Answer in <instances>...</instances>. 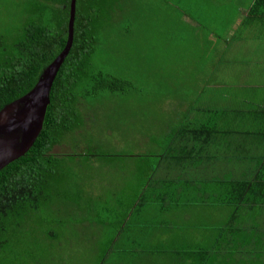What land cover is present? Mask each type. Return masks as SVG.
I'll list each match as a JSON object with an SVG mask.
<instances>
[{
	"label": "rangeland",
	"instance_id": "1",
	"mask_svg": "<svg viewBox=\"0 0 264 264\" xmlns=\"http://www.w3.org/2000/svg\"><path fill=\"white\" fill-rule=\"evenodd\" d=\"M32 1L0 0V31L19 26ZM210 4V0L200 1V11L191 15L195 24L179 10L180 6L198 9L195 0H120L118 18L105 19L100 29L84 82L93 84L95 74L103 72L129 83L123 90L106 88L98 98L88 97L91 100L83 103L82 128L52 149L57 155L66 154L59 161L54 190L47 192L48 199L41 200L39 208L28 209L23 221L19 216L10 225L0 264H100L124 208L128 211L138 200L137 210L124 215L128 216L126 235L143 224L139 214L150 216L153 207L174 208L175 199L166 196L164 187L176 186L173 177L183 178L185 169L179 156L176 159L177 142L160 133L164 128L175 133L173 125L200 123L206 106L200 99L213 95L200 93V82L214 81L210 70L218 69V58L234 46L225 39V34L235 33L236 25L229 22L234 13L229 9L220 13ZM53 15L47 9L44 20ZM259 24L250 23V34L259 32ZM135 132L151 139L135 147ZM137 151L145 154H134L130 161L117 156ZM137 157L139 170L134 167ZM176 192L180 197L179 188ZM127 201L132 203L125 205ZM158 217L169 219L168 212L156 213L152 219L157 225ZM241 220L238 215L236 224ZM233 225L221 223L217 229ZM240 235L235 236L236 242ZM152 244L155 248L149 257L155 264L168 262L166 241L157 237ZM118 250L119 246L113 248L109 262L117 264Z\"/></svg>",
	"mask_w": 264,
	"mask_h": 264
},
{
	"label": "crops",
	"instance_id": "2",
	"mask_svg": "<svg viewBox=\"0 0 264 264\" xmlns=\"http://www.w3.org/2000/svg\"><path fill=\"white\" fill-rule=\"evenodd\" d=\"M195 1L198 9H182L180 6L179 10L196 24L191 15L200 11L201 0ZM210 1L212 9L220 13L229 9L234 13L229 22L236 25V30L232 35L225 34V39L232 41L234 46L218 58L219 68L210 70L216 76L213 77L214 81L200 82V93H213L209 94V98L200 99V103H208L210 98L219 99L221 108L228 111L240 106L236 109V118L228 120V126L221 130L217 129L214 133L195 132V136L188 134L185 138L177 133L178 151L183 147L186 149L181 166L185 169L184 179L173 190L170 186L164 187L166 196L175 199L174 208L167 210L163 206L153 207L150 216L139 214L142 225L139 224L127 235L124 234L126 228L118 229L113 235L122 246H129L131 250L135 248L142 254L139 262L132 259L129 264H155L156 260L149 257V252L154 251L152 242L157 237L166 241L164 253L170 254L167 256L168 262L162 264H176L179 260L174 261L172 254L177 258L181 254L188 257V261L181 264H238L241 260H245L246 264H264V0ZM252 22L260 23L259 32L256 30V33L250 34ZM246 27L249 34L246 33ZM218 91L226 93L219 98L215 93ZM240 113L244 114L243 119H238ZM221 121L225 120L214 119L212 122L221 127ZM181 125L171 126L176 129ZM160 134L172 140L174 133L164 128ZM132 135L138 143L135 147L142 146L144 142L141 141L151 139L136 132ZM154 136L157 138V135ZM155 140L154 144L158 146ZM139 153L145 154L137 151L130 157L125 153L117 156L130 161L134 154ZM134 167L139 170L138 157ZM135 179L137 183L138 175ZM246 181H252L253 186L245 194V189L241 188L246 186ZM225 185L228 189L224 190ZM177 188L180 197L177 196ZM243 196L245 198L241 200ZM122 201L124 203L123 199H118L119 203ZM135 201V204L138 203L137 199ZM131 203L127 201L125 205ZM235 205L239 208L234 209ZM126 211L124 208L119 214V223ZM163 212H168L169 219L167 221L158 217L157 225V220L152 218L156 213L160 216ZM238 215H241L242 220L236 224ZM181 221L185 223L184 226H181ZM232 222L235 225L217 229L221 223L226 225ZM240 227H243L241 235ZM236 235H240L237 242ZM133 258L138 256L135 254Z\"/></svg>",
	"mask_w": 264,
	"mask_h": 264
},
{
	"label": "trees",
	"instance_id": "3",
	"mask_svg": "<svg viewBox=\"0 0 264 264\" xmlns=\"http://www.w3.org/2000/svg\"><path fill=\"white\" fill-rule=\"evenodd\" d=\"M119 2L120 0H77L73 46L54 80L50 95L51 102L47 109L43 129L24 156L0 170V256L8 242L7 235L10 225L19 216L23 221L28 209L39 208L41 200L48 199L47 192L54 190L55 179L60 173L59 161L63 156L52 153V149L57 145H62L72 132L82 128L83 103H88L87 100L90 101V97L98 98L101 91L106 88L112 91L123 90L129 83L103 72L95 74L93 84L84 82V79L89 77L88 73L99 40L100 29L104 28L105 19L115 21L118 18L116 5ZM56 5L59 6L58 10H54ZM28 7L24 12V20L19 26L0 31V110L34 87L44 69L64 49L68 39L71 0H33ZM47 9L56 15H53L50 21L44 20ZM215 93L221 98L226 92ZM218 102L219 99L210 98L208 103H204L206 106L202 119L196 126L182 123L181 127L174 128L172 141L178 142L173 137L177 136V133H181L180 136L185 138L188 134L195 136V132L214 133L217 129L221 130L228 126L226 123L236 118L235 112L240 105L228 111L225 108L222 109L220 106L222 103ZM242 114L240 113L241 116H238V119H243L244 114ZM81 117L82 120H80ZM214 119L225 120L221 121L223 126L214 124L212 122ZM185 151H178L176 159L179 156L184 162ZM126 156L129 157L131 154ZM189 174L187 171V176ZM173 178L177 183L184 179V177L180 178V175L178 178ZM177 183L176 186L171 187L172 190L177 187ZM245 185L241 189H245L246 194L253 186V182L246 181ZM244 198L243 196L241 200ZM137 207L138 203L134 204L126 215L137 210ZM127 219L128 216L124 217L116 229H125ZM181 223V226H184L185 223L183 221ZM113 235L112 242L109 241L110 247L102 255L100 264H114L113 261H108V257L115 246H119L118 251L120 252L119 256L116 255L118 256L117 264H122L119 261L132 259L139 262L142 254L135 248L131 250L129 246H122L119 241H115ZM127 248L130 251H127ZM135 254L138 258H133ZM174 261H177L176 264H181L187 262L188 257L185 258V255L181 254V257L177 258L175 255ZM123 264L129 263L123 262Z\"/></svg>",
	"mask_w": 264,
	"mask_h": 264
},
{
	"label": "water",
	"instance_id": "4",
	"mask_svg": "<svg viewBox=\"0 0 264 264\" xmlns=\"http://www.w3.org/2000/svg\"><path fill=\"white\" fill-rule=\"evenodd\" d=\"M77 0H71L68 39L34 87L0 110V170L24 156L43 129L54 80L74 42Z\"/></svg>",
	"mask_w": 264,
	"mask_h": 264
}]
</instances>
